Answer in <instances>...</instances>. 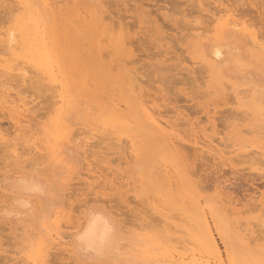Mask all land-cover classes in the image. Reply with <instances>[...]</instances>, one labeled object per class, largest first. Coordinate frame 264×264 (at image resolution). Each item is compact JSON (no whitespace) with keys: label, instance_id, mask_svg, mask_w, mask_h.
<instances>
[{"label":"rangeland","instance_id":"1","mask_svg":"<svg viewBox=\"0 0 264 264\" xmlns=\"http://www.w3.org/2000/svg\"><path fill=\"white\" fill-rule=\"evenodd\" d=\"M14 1H0L14 5L19 16L0 30L12 26L16 33L14 45L0 41V264L11 259L8 264H113L118 259L113 245L131 264H264V0H143L145 6L137 0H26L23 6ZM136 3L138 10L149 7L147 16L141 9L133 14L137 7H129ZM9 6L0 5V11H10ZM57 167H67L63 183ZM22 173L52 186L62 183L46 199L48 207L34 194L25 198L27 206L12 205L5 182ZM89 209L104 213L116 238L105 254L85 260L70 234ZM222 235L232 246L229 256Z\"/></svg>","mask_w":264,"mask_h":264},{"label":"bare ground","instance_id":"2","mask_svg":"<svg viewBox=\"0 0 264 264\" xmlns=\"http://www.w3.org/2000/svg\"><path fill=\"white\" fill-rule=\"evenodd\" d=\"M1 2H5V0H0ZM8 1V0H7ZM47 1V0H46ZM49 1V0H48ZM53 1H55V4H57V2H60L59 0L58 1H56V0H52V2ZM64 1H66V0H61V3H63ZM84 2H85V0H83ZM87 1V0H86ZM137 1H143V0H137ZM146 1L147 0H145V3H146ZM153 1V0H152ZM164 1V0H163ZM165 1H167V0H165ZM171 1V0H170ZM177 1V0H176ZM0 2V3H1ZM14 2H16V0L14 1ZM13 2V3H14ZM17 2H18V4H20V6L22 5H25L27 2H26V0H17ZM51 2V3H52ZM67 2H69V0L67 1ZM84 2H83V4H80V9L84 6ZM92 2V4H93V1H91ZM98 2V1H97ZM105 2H106V0H105ZM126 2H128L129 3V0H127ZM150 2H151V0H150ZM156 2H157V0H156ZM155 2V3H156ZM175 2V1H174ZM173 1H172V5H173V3H174ZM178 2V1H177ZM182 3L183 1L182 0H180L179 1V3ZM253 2V1H252ZM11 3V2H10ZM30 3V2H29ZM50 3V4H51ZM54 3V2H53ZM71 2H69V4H70ZM88 3V2H87ZM109 3V2H108ZM140 3V2H139ZM143 4H144V1L142 2ZM253 3H255V2H253ZM4 4V3H3ZM3 4H0L2 7H4L5 9H7L6 8V6L8 7L9 5H3ZM47 4V3H46ZM49 4V3H48ZM49 4V5H50ZM60 4V3H59ZM65 4H67L66 5V7L67 6H69L68 5V3H65ZM74 4H76V1H75V3ZM97 4V3H96ZM106 4V3H105ZM104 4V5H105ZM114 4V3H113ZM143 4L141 5V7H140V9H141V11L142 10H144L143 9V7L145 6V4H144V6H143ZM147 4V3H146ZM256 4V3H255ZM45 5V4H44ZM62 5V8H63V6H65V5H63V4H61ZM72 5V4H71ZM78 5V4H77ZM115 5V4H114ZM118 5H121V4H119L118 3ZM129 6H130V4H128ZM137 5V3L136 4H133V5H131L129 8L131 9L132 7H135V6ZM156 5V4H155ZM10 6H12V5H10ZM9 6V7H10ZM34 6V5H33ZM90 6V7H89ZM88 6V8H89V10H90V8H91V6L92 5H89ZM16 7V6H15ZM56 7H58V6H55V8ZM66 7H64V8H66ZM85 7V6H84ZM97 7V5L96 6H94V8H96ZM137 7V6H136ZM158 7H160V6H158ZM219 7V6H218ZM4 8H1V11H3V9ZM37 8V7H36ZM45 8V7H44ZM61 8V9H62ZM78 8V9H79ZM93 8V7H92ZM149 8V7H148ZM147 8V9H148ZM161 8V7H160ZM176 8H178V6L176 7ZM11 9V8H10ZM9 9V10H10ZM20 9V8H19ZM86 9V8H85ZM140 9L138 10V7H137V9L135 8L134 10H138L137 12L135 11V13H133V14H135L136 15V13H139V12H141L140 11ZM147 9H145V10H147ZM223 9V8H222ZM13 10H14V5L12 6V9L10 10V11H7V12H5V11H3V12H5L6 14H4V15H2V14H0V30L3 28V27H5V24L7 23V22H10L12 19H14V20H17L18 18H19V16H14V13H13ZM23 10V9H22ZM31 10V9H30ZM37 10V9H36ZM53 10H54V7H53ZM76 10V9H75ZM75 10H73V11H75ZM134 10H132V11H134ZM142 11L143 12V14L145 15V13H146V11ZM0 11V12H1ZM15 11V10H14ZM17 11V10H16ZM54 11H56V10H54ZM149 11V10H148ZM219 11V10H218ZM218 11H216V12H218ZM221 11V10H220ZM26 12V11H25ZM69 12V11H68ZM77 12V11H76ZM81 12V11H80ZM78 13L79 14V16H80V18L77 20H72V21H74L73 23H76L77 21H78V23L80 22V21H82V18H81V16L82 15H80L81 13ZM83 12V11H82ZM90 12H91V10H90ZM141 12V13H142ZM145 12V13H144ZM17 13V12H16ZM28 13V12H27ZM188 13V12H187ZM31 14V13H30ZM43 14V13H42ZM52 14V13H51ZM69 14V13H68ZM71 14H74V12L73 13H71ZM147 14L148 13H146V15L145 16H147ZM215 14L216 13H213L212 15L213 16H215ZM232 14H233V12H232ZM56 15H57V13H56ZM141 15V14H140ZM207 15V14H206ZM237 15V14H236ZM29 16V15H28ZM61 16V15H60ZM87 16V15H86ZM90 16V15H89ZM104 16V15H103ZM105 16H107V15H105ZM130 16V15H129ZM141 16H143V15H141ZM139 17L140 19L142 18V17ZM209 16V15H208ZM51 17V16H50ZM49 17V18H50ZM56 17V16H55ZM54 17V18H55ZM83 17V16H82ZM92 17H94V16H92ZM132 17H136L137 18V16H132ZM188 17V16H187ZM54 18H52V19H54ZM58 18V17H57ZM95 18V17H94ZM104 18V17H103ZM106 18V17H105ZM104 18V19H105ZM204 18V17H203ZM202 18V19H203ZM209 18V17H208ZM216 18V17H215ZM214 18V19H215ZM26 19V18H25ZM73 19V18H72ZM88 19V18H87ZM138 19V18H137ZM145 18H143V21L145 22V20H144ZM151 19V18H150ZM212 19V18H211ZM214 19H212V22H213V20ZM240 19V18H239ZM55 20V19H54ZM105 20H107V18L105 19ZM136 20V19H135ZM146 20H149L148 18H146ZM152 20V19H151ZM155 20V19H154ZM168 20V19H167ZM207 20H210V19H207ZM206 20V21H207ZM216 20V19H215ZM21 21V20H20ZM51 21V20H50ZM83 21H84V19H83ZM139 21V20H138ZM142 21V22H143ZM150 21V20H149ZM149 21H146V23L147 22H149ZM181 21V20H180ZM198 21V23H202V21H204V20H202V21H200L199 22V20H197ZM203 22V23H207V22H209V21H207V22ZM55 22H57V20L55 21ZM89 22V21H88ZM136 22V21H135ZM142 22H140V23H142ZM144 22H143V24H144ZM151 22V21H150ZM210 22H211V20H210ZM211 22V23H212ZM219 22H220V20H219ZM223 22H225V21H223ZM232 22L234 23V24H238L237 23V20H236V18H233V16H232ZM238 22H240V20L238 21ZM76 24V26L78 25V26H80L81 27V25L83 24V23H81V25H79V24ZM90 23V22H89ZM175 23H176V21H175ZM182 23V22H181ZM210 23V24H211ZM214 23V22H213ZM227 23H229V20H228V22ZM226 23V24H227ZM244 23V22H243ZM242 23V24H243ZM247 23V22H246ZM52 24H54V23H52ZM91 24V23H90ZM102 24H103V22H102ZM120 24V23H119ZM179 24H180V22H179ZM217 24H218V22H217ZM225 24V23H224ZM230 24H232L231 22H230ZM230 24H228V25H230ZM234 24H232V26H234ZM57 25H58V23H57ZM108 25V24H107ZM199 25V24H198ZM205 25H208V24H205ZM221 25V24H220ZM223 25V24H222ZM240 25V24H239ZM239 25H237L238 27H240ZM24 26V25H23ZM28 26V25H27ZM84 28L86 27V25H82ZM111 26V25H110ZM109 26V27H110ZM113 26H114V24H113ZM184 26H185V24H184ZM183 26V27H184ZM187 26V25H186ZM194 26V25H193ZM193 26L191 25L189 28H191V29H194L193 28ZM201 25H199V27H200ZM211 26V25H210ZM209 26V27H210ZM242 26V25H241ZM74 27V26H73ZM91 27V26H90ZM100 27H102V25L100 26ZM109 27H108V29H109ZM115 27V26H114ZM113 27V28H114ZM141 27V26H140ZM188 27V26H187ZM195 27V26H194ZM205 27V26H204ZM218 27V26H217ZM237 27V28H238ZM58 28V31H60L59 29H61L60 27H57ZM142 28V27H141ZM144 28V27H143ZM201 28V27H200ZM203 28V27H202ZM201 28V29H202ZM206 28V27H205ZM204 28V29H205ZM213 28V27H212ZM211 28V29H212ZM219 29H218V31L220 30L221 31V29H220V27H218ZM233 28H235L236 29V27H232V29ZM252 28V27H251ZM6 30L3 32V31H1V33H0V36H1V34H2V32L6 35V38L4 39V40H1L0 39V41H5L6 43H4L5 45L6 44H8V46H9V44H12V45H14L16 42H15V36H14V34H16V33H13V27L12 26H8V27H6L5 28ZM31 29V28H30ZM83 29V28H82ZM107 29V28H106ZM108 29H107V31H108ZM148 30H145V31H148L149 32V28H147ZM243 29V28H242ZM34 30V29H33ZM54 30V29H53ZM87 30H88V28H87ZM101 30V29H100ZM100 30H99V32H100ZM113 30H115V29H113ZM122 30V29H121ZM120 30V31H121ZM144 30V29H143ZM152 30V29H151ZM199 30V29H198ZM207 30H209V29H207ZM215 30V29H214ZM217 30V29H216ZM249 30V29H248ZM70 31H74V28L73 29H71ZM69 31V32H70ZM155 31H156V28H155ZM189 31V30H188ZM205 33V35H207V34H209V33H207L206 32V30H203ZM236 31H237V29H236ZM243 31V30H242ZM23 32V31H22ZM63 32V31H62ZM75 32H76V30H75ZM86 32V31H85ZM99 32H98V34H99ZM231 32H233V30L231 31ZM230 32V33H231ZM244 32V31H243ZM66 33V32H65ZM84 33V32H83ZM146 33V32H145ZM154 33V32H153ZM160 33V32H159ZM158 33V34H159ZM201 33H202V31H201ZM210 33H213V31L212 32H210ZM217 33V32H216ZM220 33V32H219ZM227 33H229V32H227ZM246 34H247V32H245ZM257 33V32H256ZM74 34H76V33H74ZM79 34H80V32H79ZM162 34V33H161ZM191 34V33H190ZM190 34H188L189 36H190ZM198 34V33H197ZM203 34V35H204ZM241 34H242V32H241ZM35 35V34H34ZM62 35V34H61ZM84 35V34H83ZM82 35V36H83ZM100 35V34H99ZM106 35H107V33H106ZM112 35V34H111ZM199 35L200 34H198V37H199ZM52 36V35H51ZM64 36H66V35H64ZM63 36V37H64ZM81 36V37H82ZM85 36V35H84ZM89 36V35H88ZM122 36V35H121ZM156 36V35H155ZM185 36V35H184ZM253 38H256V36L254 35V34H252L251 35ZM259 36V35H258ZM74 37V36H73ZM80 37V36H79ZM210 37V36H209ZM260 37V36H259ZM58 37H56V39H57ZM83 38H85V37H83ZM106 38V37H105ZM103 39V37L101 38V40L103 39V40H105L106 42H107V39ZM127 38V37H126ZM131 38V37H130ZM159 38V37H158ZM157 38V39H158ZM161 38V37H160ZM208 38V37H207ZM250 38V37H249ZM263 38V37H262ZM32 39V38H31ZM52 39V38H51ZM55 39V38H54ZM156 39V38H155ZM161 39H163V37L161 38ZM213 39V38H212ZM58 40V39H57ZM70 40V39H69ZM113 40V39H112ZM164 40V39H163ZM176 40V39H175ZM182 40V39H181ZM185 40V39H184ZM26 41H27V39H26ZM53 41V40H52ZM74 41V40H73ZM84 41V43H82V44H84V45H82L84 48H86V46H89L90 44H88V45H86L87 43H85V39L83 40ZM126 41V40H125ZM199 41V40H198ZM216 41V40H215ZM15 42V43H14ZM33 42V41H32ZM31 42V43H32ZM87 42V41H86ZM116 42H119V41H116ZM131 41L129 40L128 42L126 41V44L128 43H130ZM211 42H214V41H211ZM251 42V44L253 43V45L252 46H254V42L256 43V41H254V42H252V40L250 41ZM25 43V42H24ZM35 43V42H34ZM65 43V42H64ZM203 43V42H202ZM224 43V42H223ZM228 43V42H227ZM264 43V42H263ZM35 44H37V43H35ZM51 44V43H50ZM72 44H73V42H72ZM98 44V43H97ZM127 44V45H128ZM0 45H3V44H0ZM11 45V46H12ZM26 45H27V43H26ZM53 45V44H52ZM211 45V44H210ZM259 45H260V48L257 46V44L255 45L256 46V48H257V50L259 51V50H261L262 49V46H263V44L262 43H259ZM35 46V45H34ZM70 46V45H69ZM189 46H191V45H189ZM252 46H251V49H252ZM36 47V46H35ZM91 47H92V44H91ZM100 46H98V49H100L99 48ZM117 47H118V45H117ZM221 47V46H220ZM220 47H215V49H214V53H215V55L217 56V57H220L221 55H222V51H221V48ZM6 48V47H5ZM88 48V47H87ZM103 48V47H102ZM106 49H108L107 47H105ZM104 48V49H105ZM191 48H193V47H191ZM214 48V47H213ZM223 48V47H222ZM254 48V47H253ZM17 49H19V48H17ZM33 49V48H32ZM45 49H46V47H45ZM50 49V48H49ZM54 49V48H53ZM59 49V48H58ZM67 49V48H66ZM65 49V50H66ZM88 49H90V48H88ZM103 49V50H104ZM8 50V49H7ZM41 50V49H40ZM40 50H38V51H40ZM75 50V49H74ZM100 50V51H102V53H106L107 52V55L109 54V53H111L112 52V50L109 52V50ZM115 50V49H114ZM117 50H119V49H116V52H117ZM223 50V49H222ZM37 51V50H36ZM37 51V52H38ZM88 51V50H87ZM90 51V50H89ZM93 51V50H92ZM94 51H97V48H96V50H94ZM93 51V52H94ZM2 52V51H1ZM4 53L6 52V51H3ZM31 52V51H30ZM55 52V51H54ZM86 52V51H85ZM191 52H192V50H191ZM190 52V53H191ZM211 52V51H210ZM29 53V52H28ZM33 53V52H32ZM53 53V52H52ZM90 52H88V54H89ZM101 53V54H102ZM114 53H115V51H114ZM113 53V54H114ZM257 52H255V54H256ZM7 54H9L8 52H7ZM43 54V53H42ZM67 54V53H66ZM125 54H127V53H125ZM194 54V53H193ZM195 54H197V52L195 53ZM231 54V53H230ZM255 54L253 53V55L255 56ZM53 55V54H52ZM55 55V54H54ZM78 55V54H77ZM103 55V54H102ZM107 55H104V56H107ZM110 55V54H109ZM120 55V54H119ZM119 55H118V57H119ZM236 55V54H235ZM29 56V55H28ZM50 56V55H49ZM95 56V55H94ZM104 56H101V57H103L102 59L104 60L105 58H104ZM112 56V55H111ZM122 56V55H121ZM124 56V55H123ZM122 56V57H123ZM131 56H132V52H131ZM233 56H234V54H233ZM237 56V55H236ZM252 56V55H251ZM90 57V56H89ZM88 57V58H89ZM100 57V56H99ZM108 57V56H107ZM106 57V58H107ZM117 57V58H118ZM121 57V58H122ZM192 57H194V56H192ZM232 57V56H231ZM259 57V56H258ZM258 57H256V58H258ZM28 58V57H27ZM50 58H51V56H50ZM67 58H68V56H67ZM120 58V57H119ZM118 58V59H119ZM128 58H129V56H128ZM29 59V58H28ZM69 59H70V57H69ZM102 59L100 60V61H102ZM108 59V58H107ZM112 58H110V62L112 61L111 60ZM52 60V59H51ZM99 60V59H98ZM132 60V59H131ZM214 60H215V58H214ZM94 61V60H93ZM117 61V60H116ZM119 61H124V60H119ZM118 61V62H119ZM81 62V61H80ZM91 62V61H90ZM109 62V61H108ZM109 62V63H110ZM118 62H116V64L118 63ZM121 62V63H122ZM127 62V61H126ZM104 63H105V61H104ZM120 63V62H119ZM129 63V62H128ZM127 63V64H128ZM228 63V62H227ZM78 64V63H77ZM90 64V63H89ZM116 64H113V66L115 65V67L116 66H118V64L116 65ZM159 64H160V62H159ZM68 65V64H67ZM73 65H74V63H73ZM81 65V64H80ZM88 65V64H87ZM104 65H107V64H104ZM221 65V64H220ZM91 66V65H90ZM96 66V65H95ZM212 66V65H211ZM221 66H223V62H222V65ZM68 67V66H67ZM81 67H83V64L81 65ZM88 67V66H87ZM87 67H86V69H87ZM94 67V66H93ZM97 67V66H96ZM95 67V68H96ZM112 67V66H111ZM110 67V68H111ZM213 67V66H212ZM80 68V67H79ZM85 68V67H84ZM94 68V69H95ZM98 68L99 67H97V70H98ZM101 68H103L104 69V67L102 66V67H100L99 69L100 70H103V69H101ZM113 68V67H112ZM122 68H123V64H122ZM214 68V67H213ZM10 69V68H9ZM26 69V68H25ZM69 69V68H68ZM74 69V68H73ZM93 69V68H92ZM116 69H117V67L114 69V71L116 72ZM215 69V68H214ZM30 70V69H29ZM97 70H95V72H98ZM106 70H107V67H106ZM146 70V69H145ZM166 70H167V68H166ZM209 71H210V69H208ZM36 71V70H35ZM80 71V70H79ZM92 71V70H91ZM104 71V70H103ZM111 71H112V69H111ZM161 71H162V69H161ZM32 72V71H31ZM34 72V71H33ZM85 72V71H84ZM89 72V71H88ZM106 72V71H105ZM127 72V71H126ZM220 72V71H219ZM91 73H93V72H90L89 74H91ZM133 73H135V72H133ZM40 74V73H39ZM66 74V73H65ZM80 74H81V72H80ZM106 74H109V73H107L106 72ZM120 74H123V73H121L120 72ZM34 75H36V73H34ZM72 76V75H71ZM89 76H92V74L91 75H89ZM102 76V75H101ZM137 76V75H136ZM103 77V76H102ZM104 77H105V75H104ZM120 77H122V75L120 76ZM131 77V76H130ZM141 77V76H140ZM140 77H139V79H140ZM72 78H74V77H72ZM100 78V77H99ZM124 78L126 79L127 78V76L125 77V75H124ZM142 78V77H141ZM8 79V78H7ZM6 79V80H7ZM90 79V78H89ZM88 79V80H89ZM97 79V78H96ZM95 79V80H96ZM104 79V78H103ZM102 79V80H103ZM114 79V78H113ZM122 79V78H121ZM120 79V80H121ZM129 79V78H128ZM127 79V80H128ZM131 79V78H130ZM74 80V79H73ZM79 80V79H78ZM85 80V79H84ZM94 80V79H93ZM141 80V79H140ZM8 81V80H7ZM81 81V80H80ZM80 81H78V82H80ZM114 81H116V80H113V84H114ZM118 81V80H117ZM136 81H138V79L136 80ZM89 82V81H88ZM120 82V81H119ZM123 82V81H122ZM127 82V81H126ZM142 82V81H141ZM5 83V82H4ZM74 83V82H73ZM76 83V82H75ZM85 83V82H84ZM132 83V82H131ZM133 83H134V81H133ZM1 84V83H0ZM80 84V83H79ZM94 84V83H93ZM125 84V83H124ZM137 84V83H136ZM139 84L141 85V83L139 82ZM2 85V84H1ZM86 85V84H85ZM120 85V84H119ZM132 85V87H134V90H135V88H137V86L135 85V84H131ZM5 86V85H4ZM59 86V85H58ZM80 86V85H79ZM81 86H83V85H81ZM80 86V87H81ZM90 86V85H89ZM120 86H122V85H120ZM125 87H126V85H124ZM136 86V87H135ZM88 87V86H87ZM86 87V88H87ZM92 87H93V85H92ZM109 87V86H108ZM130 87V86H129ZM128 87V88H129ZM12 88V87H11ZM82 88V87H81ZM90 88V87H89ZM118 88V87H117ZM116 88V89H117ZM84 89V88H83ZM93 89V88H92ZM101 89V88H100ZM105 89H106V87L104 88V90H103V87H102V90L103 91H105ZM114 89V88H113ZM133 89V88H132ZM91 90V89H90ZM120 90H123V89H121L120 88ZM145 90V89H144ZM144 90H142V91H144ZM100 91H96V94L97 93H99ZM106 92V91H105ZM113 92H115V91H113ZM122 92V91H121ZM121 92H120V94H121ZM135 92V91H134ZM138 92V91H137ZM139 92H141V91H139ZM60 93H61V91H60ZM59 93V94H60ZM92 93L93 94H95V92L92 90ZM103 93V92H102ZM133 93V92H132ZM142 93V92H141ZM167 93V92H166ZM1 94H2V92H1ZM0 94V95H1ZM4 94V93H3ZM103 94H106L107 95V93H103ZM116 94V93H115ZM143 94V93H142ZM4 95H6V94H4ZM3 95V96H4ZM88 95V94H87ZM117 95V94H116ZM136 95V94H135ZM2 96V97H3ZM92 96V95H91ZM110 96V95H109ZM121 96H122V94H121ZM125 96V95H124ZM137 96V95H136ZM1 97V96H0ZM6 97H8V94L5 96V98ZM102 97V96H101ZM116 97V96H115ZM129 97L130 96H125V97H123V100H124V98H125V101H126V98H128L127 100H129ZM134 97V96H133ZM165 97V96H164ZM4 98V99H5ZM103 98V97H102ZM106 98V97H105ZM118 100L120 99V96L118 95ZM116 98V99H117ZM122 98V97H121ZM131 98V97H130ZM166 98V97H165ZM3 99V98H2ZM3 99V100H4ZM60 99H62V98H60ZM111 99V98H110ZM7 100H8V98H7ZM6 100V101H7ZM91 100V99H90ZM96 100V99H95ZM98 100V99H97ZM103 100V99H102ZM131 100H132V98H131ZM137 100H138V98H137ZM136 100V101H137ZM143 100V99H142ZM0 101H1V99H0ZM88 101V100H87ZM104 101V100H103ZM113 101H115V100H113ZM133 101V100H132ZM145 101H146V97H145ZM144 101V102H145ZM139 102V101H138ZM141 102H143V101H141ZM148 102H149V100H148ZM97 103H99L98 101H97ZM105 103V102H104ZM128 103V102H127ZM129 103H130V100H129ZM133 103V102H132ZM3 104V103H2ZM92 104V103H91ZM105 104H107L108 105V103H105ZM136 104H138L137 102H136ZM112 105V104H111ZM116 105H118V107L120 106L119 104H116ZM132 105V104H131ZM130 105V106H131ZM139 105V104H138ZM113 107H114V105H112ZM6 107V106H5ZM86 106H84V108H85ZM92 107H94V106H92ZM105 108H109V107H106L105 106ZM86 109V108H85ZM91 109V108H90ZM115 109H116V107H115ZM119 108H117L116 110L117 111H122L123 109L122 108H120V110H118ZM128 109H130V107L128 108ZM131 109H133L132 108V106H131ZM92 110V109H91ZM100 110V109H99ZM109 110H110V108H109ZM52 111V110H51ZM90 111V110H89ZM103 111H105V110H103ZM124 111V110H123ZM129 111V110H128ZM128 111H126L127 113H128ZM133 111H134V109H133ZM140 111V110H139ZM135 112V117H137L136 116V111H134ZM133 112V113H134ZM156 112H157V109H156ZM88 113V112H87ZM90 113V112H89ZM126 113V114H127ZM140 113V112H139ZM144 113V112H143ZM4 115H6L5 113H4ZM88 115V114H87ZM92 115V114H91ZM118 115V114H117ZM141 115V114H140ZM140 115H139V117H140ZM144 115V114H143ZM146 115V114H145ZM60 116V115H59ZM118 116H120V114L118 115ZM148 116V115H147ZM3 117V116H2ZM114 117V116H113ZM125 117H126V115H125ZM132 116H130V118H131ZM134 117V116H133ZM134 117V118H135ZM149 117V116H148ZM4 118V117H3ZM7 118V117H6ZM118 118V117H117ZM121 118V117H120ZM127 118V117H126ZM129 118V119H130ZM144 118V117H143ZM150 118V117H149ZM154 118V117H153ZM152 118V119H153ZM5 119V118H4ZM16 119V117L14 118V120ZM60 119H61V117H60ZM59 119V120H60ZM116 119V118H115ZM123 119V118H122ZM139 119H141V118H139ZM8 120V119H7ZM23 120V119H22ZM22 120H19V121H22ZM127 120H128V118H127ZM154 120V119H153ZM176 120V119H175ZM63 121V120H62ZM61 120H60V122H62ZM70 121V120H69ZM125 121H126V119H125ZM133 121H135L134 119H133ZM155 121V120H154ZM157 122H158V120H156ZM28 122V121H27ZM114 122H115V120H114ZM121 122V121H120ZM142 122H144V121H142ZM160 122V121H159ZM158 122V123H159ZM169 122V121H168ZM10 123V122H9ZM17 123H20V122H18L17 121ZM22 123H24L25 125L27 124L26 123V121L24 122V120H23V122ZM30 123V122H29ZM136 123V122H135ZM145 123V122H144ZM148 123V122H147ZM154 123V122H153ZM152 123V124H153ZM157 123V124H158ZM21 124V123H20ZM71 124V123H70ZM131 124V123H130ZM24 125V126H25ZM126 125V124H125ZM124 125V126H125ZM19 126V125H18ZM31 126V125H30ZM29 126V127H30ZM123 126V125H122ZM149 126V128H150V125H148ZM148 126H143L144 127V129H145V127H148ZM158 126V125H157ZM12 127V126H11ZM11 127H9V128H11ZM29 127H28V129H29ZM132 127V126H131ZM130 127V128H131ZM137 127V126H136ZM152 127V126H151ZM154 128H152V129H155L156 130V127H155V124H154V126H153ZM21 128V127H20ZM31 128V127H30ZM55 128V127H54ZM127 129H128V127H126ZM8 129V128H7ZM15 129V128H14ZM28 129H26L25 128V130H27V131H29ZM62 129V128H61ZM151 129V128H150ZM151 129V130H152ZM17 130V129H16ZM18 130H20V129H18ZM31 130V129H30ZM139 130V129H138ZM137 130V131H138ZM147 130V129H146ZM158 130V129H157ZM21 131V130H20ZM22 131H23V129H22ZM21 131V132H22ZM140 131V130H139ZM138 131V132H139ZM142 131V130H141ZM166 131V130H165ZM164 131V132H165ZM7 132H9L8 130H7ZM6 132V133H7ZM17 132V131H16ZM143 132V131H142ZM146 133H148V134H150L149 132H147V131H145ZM160 132V131H159ZM163 132V131H162ZM163 132V133H164ZM1 133V132H0ZM5 133V132H4ZM31 133V132H30ZM64 133V132H63ZM70 133V132H69ZM76 133V132H75ZM74 133V134H75ZM162 133V134H163ZM173 133V132H172ZM171 132H170V134L171 135H173V136H175L176 137V135H174V134H172ZM9 134V133H8ZM19 134V133H18ZM73 134V133H72ZM73 134V135H74ZM136 134V133H135ZM76 135V134H75ZM171 135H168L169 137L171 136ZM150 136V135H149ZM154 136V135H153ZM17 137V136H16ZM160 137V136H159ZM164 137H166V139H168L169 140V137L167 138V135H164ZM3 138V137H2ZM11 138H14V136L13 137H11ZM68 138V137H67ZM72 138V136L70 137V139ZM171 138H172V136H171ZM141 139V138H140ZM145 139H146V137H145ZM164 139V138H163ZM2 140V139H1ZM4 140V139H3ZM159 140V139H158ZM161 140V139H160ZM178 140V139H177ZM6 140H4V143H6L5 142ZM53 141H55V140H53ZM60 141V140H59ZM69 141V140H68ZM141 141V140H140ZM149 141V140H148ZM148 141H147V143H148ZM153 141V140H152ZM151 141V142H152ZM164 141V140H163ZM170 141V140H169ZM3 142V141H2ZM8 142H10V140L8 141ZM7 142V143H8ZM145 142V141H144ZM170 142H172V141H170ZM175 142H176V140H175ZM174 141H173V143H175ZM178 142V141H177ZM176 142V143H177ZM13 143H14V141H13ZM17 144L19 143V142H16ZM23 143V142H22ZM27 143V142H26ZM26 143L24 144L25 146H26ZM30 143V142H29ZM153 143V142H152ZM157 143V142H156ZM173 143H171V144H173ZM2 144V143H1ZM11 144V143H10ZM143 144V143H142ZM154 144V143H153ZM165 144V143H164ZM4 145V144H3ZM9 145V144H8ZM28 145V144H27ZM5 146V145H4ZM21 146H22V144H21ZM29 146V145H28ZM59 146V145H58ZM9 148V147H8ZM7 148V149H8ZM26 148V147H25ZM28 148V147H27ZM30 149H31V145H30V147H29ZM59 148V147H58ZM57 148V149H58ZM2 149H3V147H2ZM4 149H6V148H4ZM12 149V148H11ZM23 149H24V147H23ZM33 149H34V147H33ZM1 150V149H0ZM28 150V149H27ZM32 150V149H31ZM54 150V149H53ZM71 150V149H70ZM26 151V150H25ZM30 151V150H29ZM60 151V150H59ZM15 152V151H14ZM36 152H38V151H36ZM58 153V152H57ZM62 153V152H61ZM12 154V153H11ZM14 154V153H13ZM12 154V155H13ZM22 154H24V153H22ZM30 154V153H29ZM41 153H39V154H37L36 156H38V155H40ZM60 154V153H59ZM12 155H9L10 157L12 156ZM19 155H21V154H19ZM33 155V154H32ZM31 156V155H30ZM33 156H35V155H33ZM14 157H15V155H14ZM32 157V156H31ZM39 157V156H38ZM22 158V157H21ZM35 159L37 158V157H34ZM13 160H14V158H12ZM17 159H19V158H17ZM23 159H25V158H22V161H21V165H22V162H23ZM27 159V158H26ZM12 160V161H13ZM20 160V159H19ZM28 160H29V158H28ZM14 162H15V164H16V161L14 160ZM27 162V161H26ZM20 164H19V166H20ZM27 164V163H26ZM25 164V165H26ZM12 165V164H11ZM14 165V164H13ZM18 165V163L15 165V166H17ZM27 167H29L28 165H26ZM11 167H13V166H11ZM24 167V166H23ZM180 169V168H179ZM56 172H57V175H59L60 176V180H61V182L63 183V178L65 177V173L67 172V167H57L56 168ZM181 173V172H180ZM187 173H189L188 171H187ZM40 175H41V172L39 173ZM44 174V173H43ZM42 174V175H43ZM185 174V173H184ZM184 174H182V175H184ZM181 175V176H182ZM47 176V175H46ZM189 176V175H188ZM8 177V176H7ZM192 179V178H191ZM192 181V180H191ZM61 183V184H62ZM193 183V182H192ZM198 183V182H197ZM61 184H56L57 186H55V185H51V184H49V183H47L46 181H44V180H42V179H39V178H36V177H34L32 174H27V173H22V174H20V175H15V174H11V175H9V177H8V180H6V182H5V187H4V189L6 190V191H8V193L6 194L8 197H10V198H12L11 200L13 201L12 202V205H14V204H17V205H19V206H27V202H25L24 200H28V199H25V198H27V196H29V195H31V194H34V195H37L41 200H43V203H45V205L48 207V205H49V203L47 202L46 203V199L48 198V197H51V195H53V194H56L57 193V189H58V186H61ZM195 184V183H194ZM202 186V185H201ZM194 186H192V188H193ZM198 187V186H197ZM197 187H195L196 189H197ZM202 188V187H201ZM196 191V190H195ZM121 193V192H120ZM120 193H118V194H120ZM125 193V192H124ZM122 194V193H121ZM120 194V195H121ZM5 196V195H4ZM4 196H1V197H4ZM6 196V197H7ZM122 196V195H121ZM121 196L119 197L120 199H121ZM123 197V196H122ZM35 198L36 197H34V199L33 200H35ZM124 198H125V195H124ZM123 198V199H124ZM39 199V200H40ZM119 199V200H120ZM126 199H127V197H126ZM9 200V199H8ZM31 200V199H30ZM129 200V199H128ZM5 201V200H4ZM7 201V200H6ZM29 201V200H28ZM58 201V200H57ZM42 202V201H41ZM119 202V201H118ZM121 202H125V200L123 201H121ZM120 202V203H121ZM126 203V202H125ZM127 204V203H126ZM4 204H2V206H3ZM8 205V204H7ZM6 206V205H5ZM115 207V206H114ZM31 209H32V207H31ZM33 210V209H32ZM10 213V212H9ZM115 213H117V212H115ZM116 215V214H115ZM82 217V216H81ZM75 218V217H74ZM82 218H84V220L82 221L81 220V218H80V222H79V224L78 225H76L74 222H73V224H75L76 225V230L73 232V233H71L70 235H71V241L70 242H73L74 243V250H76V252L79 254V256H81V258H84L85 260H88V258H90V257H92V258H94V257H99V256H102V254L104 253L105 254V252H106V250L112 245V241L114 242V239L116 238V234H115V231H114V227H113V234H112V228H111V224L109 223V221H108V219H107V217L104 215V213L103 212H101V211H94L93 209H89V210H86L85 212H84V215H83V217ZM141 218V217H140ZM72 219H73V217H72ZM144 220H145V218H144ZM77 222V221H76ZM120 222V221H119ZM131 222V221H130ZM206 222V221H205ZM70 224H72V222L70 223ZM134 224H137V223H134ZM144 224V223H143ZM142 224V225H143ZM207 224V223H206ZM33 224H30V226H32ZM43 225L44 224H42L41 226H37V227H34V230H42V228H43ZM119 225V224H118ZM141 225V226H142ZM2 226V225H1ZM4 227H5V224L3 225ZM211 226V225H210ZM45 227V226H44ZM71 227H72V225H71ZM138 227H140V226H138ZM143 227H144V225H143ZM207 227H209V226H207ZM75 228V227H74ZM141 228V227H140ZM210 228V227H209ZM3 229V228H2ZM218 230V229H217ZM213 232V231H212ZM10 233V232H9ZM46 233V232H45ZM250 233V232H249ZM8 234V233H7ZM7 234H4L6 237H8L9 235H7ZM219 235V234H218ZM228 235V234H227ZM4 236V237H5ZM16 236V235H15ZM225 236V235H224ZM5 237V238H6ZM10 237V236H9ZM8 237V238H9ZM12 237V236H11ZM236 237V236H235ZM243 237H245V236H243ZM248 237V236H247ZM250 237V236H249ZM8 238H6V240L8 239ZM215 238V237H214ZM222 238H224L223 240H224V242L226 243V250H227V255L229 256V255H231L232 254V250H231V244L229 245V246H227L228 244V242H226V240H225V237H223V235H222ZM229 239H230V237H228ZM239 238V237H238ZM242 238V237H241ZM252 237H250V239H251ZM212 239V244L214 245V247H216V244H215V241H214V239L213 238H211ZM228 239V240H229ZM246 239V238H245ZM255 239V238H254ZM5 240V241H6ZM11 240V239H10ZM8 241V240H7ZM6 241V242H7ZM248 241H249V239H248ZM251 241H253V239L251 240ZM9 242V241H8ZM218 242V241H217ZM250 242V241H249ZM248 242V243H249ZM10 243V242H9ZM8 243V244H9ZM63 243V242H62ZM72 243V244H73ZM4 244H5V242H4ZM3 244V245H4ZM59 244H61V242L59 243ZM67 244V243H66ZM63 245V244H62ZM62 245H59V246H62ZM68 245V244H67ZM70 245V244H69ZM12 246V245H11ZM58 246V245H57ZM72 246V245H71ZM65 247V246H64ZM115 245H113V251L115 252L114 254V256L116 257V259H117V261H115V259L113 260V264H123V263H126V264H131V263H133L132 262V260L130 261V257H129V259L128 258H126V257H124V256H122V255H120V253L119 252H117L116 251V249H115ZM258 247V246H257ZM66 248V250H67V247H65ZM72 248V247H71ZM3 249V248H2ZM5 249V248H4ZM57 250H59L60 251V249H57ZM72 250V249H71ZM70 250V251H71ZM61 251H63V249L61 250ZM68 251V250H67ZM70 251H68V252H70ZM73 251V250H72ZM5 252V251H4ZM9 253H12V252H9ZM55 254L56 253H58V252H54ZM61 253V252H60ZM54 254V255H55ZM59 254V253H58ZM62 254V253H61ZM66 254V253H65ZM8 255H10V254H8ZM52 255H53V252H52ZM57 255V254H56ZM64 255V254H63ZM113 255V254H112ZM58 256H60V255H58ZM65 256V255H64ZM63 256V257H64ZM66 256H67V254H66ZM104 256H106V255H104ZM3 258H4V256H2ZM1 256H0V258H2ZM20 257H22V256H20ZM70 258L71 256H67V258ZM73 257V256H72ZM10 258H11V256H10ZM10 258H8V260L10 259ZM56 258H58V257H56ZM61 258V257H60ZM59 258V259H60ZM15 259V258H14ZM72 259V258H71ZM144 259V258H143ZM1 260V259H0ZM20 260V259H19ZM58 260V259H57ZM61 260V259H60ZM3 261V260H2ZM10 261V260H9ZM11 261H12V259H11ZM10 261V262H11ZM52 261H55V257H54V260H52ZM94 261V260H93ZM10 262H8L7 261V264L8 263H10ZM12 262H14V261H12ZM11 262V263H12ZM59 262V261H58ZM4 263H6L5 261H4ZM20 263V262H19ZM30 263V262H29ZM52 263V262H51ZM54 263V262H53ZM65 263V262H64ZM63 263V264H64ZM3 264V263H2ZM14 264V263H13ZM16 264H18V263H16ZM23 264H25V262L23 263ZM61 264V263H60ZM66 264V263H65ZM96 264V263H95ZM98 264H99V262H98ZM138 264V263H137Z\"/></svg>","mask_w":264,"mask_h":264}]
</instances>
